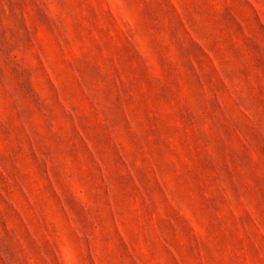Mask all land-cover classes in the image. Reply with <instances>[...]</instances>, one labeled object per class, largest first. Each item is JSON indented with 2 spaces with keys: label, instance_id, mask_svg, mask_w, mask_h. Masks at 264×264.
<instances>
[{
  "label": "rangeland",
  "instance_id": "374dc122",
  "mask_svg": "<svg viewBox=\"0 0 264 264\" xmlns=\"http://www.w3.org/2000/svg\"><path fill=\"white\" fill-rule=\"evenodd\" d=\"M0 264H264V0H0Z\"/></svg>",
  "mask_w": 264,
  "mask_h": 264
}]
</instances>
